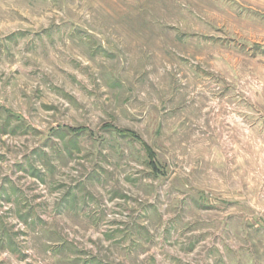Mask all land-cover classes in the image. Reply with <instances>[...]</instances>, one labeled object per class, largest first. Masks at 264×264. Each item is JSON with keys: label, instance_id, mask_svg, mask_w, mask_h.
<instances>
[{"label": "rangeland", "instance_id": "obj_1", "mask_svg": "<svg viewBox=\"0 0 264 264\" xmlns=\"http://www.w3.org/2000/svg\"><path fill=\"white\" fill-rule=\"evenodd\" d=\"M0 264H264V0H0Z\"/></svg>", "mask_w": 264, "mask_h": 264}]
</instances>
